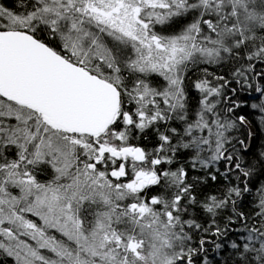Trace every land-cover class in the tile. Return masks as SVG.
<instances>
[{"label": "snow or ice", "instance_id": "6c2138e0", "mask_svg": "<svg viewBox=\"0 0 264 264\" xmlns=\"http://www.w3.org/2000/svg\"><path fill=\"white\" fill-rule=\"evenodd\" d=\"M0 264H264V0H0Z\"/></svg>", "mask_w": 264, "mask_h": 264}]
</instances>
